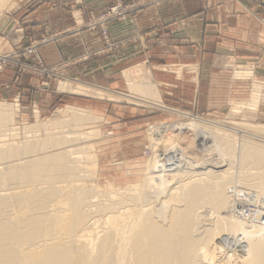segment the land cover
<instances>
[{"label":"rangeland","instance_id":"rangeland-1","mask_svg":"<svg viewBox=\"0 0 264 264\" xmlns=\"http://www.w3.org/2000/svg\"><path fill=\"white\" fill-rule=\"evenodd\" d=\"M168 1H8L0 15V34L3 33L6 39L2 42L0 38V102L12 112L13 120L9 127L16 126L22 131L28 125L58 119L61 112L68 116L64 117L65 122L61 118L63 122L49 132L40 130L35 136L19 133L0 137V145L2 142L20 145L51 133L53 138L64 140L65 147H79L83 154V168H87V172L85 169L82 171V183L99 189L91 198L93 202L110 200L114 188L144 182L147 167L157 159L158 151L164 153L173 145L178 146L180 161H183L173 166L176 169L168 171L173 174L168 178V188L190 179L201 181L196 172L213 168L210 165L214 163L218 165L214 170L230 167L228 175L237 177L242 171L237 167V161L225 159L217 147L205 150L212 144V138H206L205 147H202L203 138H199L191 127L174 129L171 138L162 134L158 127L187 125L195 121L211 131L215 130L217 139L222 138L217 133L220 131L230 135L235 144L245 139L264 145V132L255 128H264V75L255 73V62L230 55L225 57L235 86L228 88L226 96L222 95L224 106L211 111H198L191 108L192 104L190 108H184L164 102L161 88L146 65L126 67L123 72L108 75L117 66L112 60H122L124 56L140 52L149 54L161 47V42L165 43L164 47H173L166 44V38L162 41L160 37L165 22L160 7ZM214 1L219 0H213V4ZM190 3L196 8L202 6L204 0H191ZM238 5L248 8L258 19L260 37L264 40V0H231L233 8ZM61 7H67L70 12L61 13ZM59 23L63 25L61 28ZM49 43L63 44L65 54L73 59L49 63L50 56L46 57L42 52L43 46ZM187 47L186 43H175L173 50L184 53ZM228 49L231 46L223 47L221 51ZM136 80L140 83L151 80L153 84L132 86ZM61 81L80 89L60 90ZM237 82H242L243 86L236 87ZM19 86L24 89L16 90L15 87ZM255 90L259 91L257 95ZM159 137L162 140L157 141ZM235 185L239 184L235 183L231 188ZM243 194L235 212L239 214L237 207L241 204L255 211L253 198L247 197V190ZM97 219L102 222L95 230L103 232L106 227L104 219ZM240 249L234 246L230 253L242 254ZM233 262L245 264L243 260L229 263Z\"/></svg>","mask_w":264,"mask_h":264},{"label":"bare ground","instance_id":"bare-ground-1","mask_svg":"<svg viewBox=\"0 0 264 264\" xmlns=\"http://www.w3.org/2000/svg\"><path fill=\"white\" fill-rule=\"evenodd\" d=\"M8 1L0 0V15ZM146 82L136 80L132 86L153 84ZM59 89L80 88L61 81ZM11 114L0 102V137L49 132L68 116L61 112L58 119L20 131L9 127ZM183 126L203 138L202 147L206 138H212L205 150L217 147L225 159L237 161L242 169L239 175H228L230 167L214 170L218 165L213 159V168L196 172L201 181L190 179L168 188L173 175L168 171L182 159L173 145L164 153L158 151L157 159L146 168L144 182L114 188L110 200L93 202L99 189L82 183L85 168L79 147L67 148L64 140L51 133L20 145L2 142L0 264H230L239 260L264 264V223L257 218L264 214V145L245 139L235 144L220 131L222 138L217 139L215 130L195 121L158 129L171 138L172 131ZM255 128L264 132L262 127ZM235 183L239 185L231 188ZM246 190L256 207L248 217L235 212ZM98 217L106 224L103 232L95 230L102 222ZM234 246L241 247L242 254L230 253Z\"/></svg>","mask_w":264,"mask_h":264},{"label":"crops","instance_id":"crops-1","mask_svg":"<svg viewBox=\"0 0 264 264\" xmlns=\"http://www.w3.org/2000/svg\"><path fill=\"white\" fill-rule=\"evenodd\" d=\"M190 1L169 0L162 4L160 11L165 22L162 31L157 29L161 31L162 41L166 38L169 46L186 43L188 47L184 53L173 50V47H164L165 43L161 42L164 46L149 54L140 52L138 55L124 56L122 60H112L117 66L111 67L108 75L123 72L126 67L146 65L161 88L164 102L184 108H190L192 104L191 108L198 111H211L224 106L222 95L226 96L228 88L235 86L232 85V72L225 57L230 55L252 60L255 62V73L263 76L264 40L260 37L258 19L248 8L241 5L233 8L231 0L214 1V4L213 0H204L202 6L193 8ZM60 12L67 14L70 11L67 7H61ZM235 25L237 27L233 29ZM62 26L59 25V28ZM1 34L0 38L5 42V35ZM62 45L49 43L43 46L42 52L46 57L50 56L49 63L73 59L65 54ZM228 46H231L229 51H221V48ZM242 86V82H237L236 87ZM21 88L24 89L15 87L16 90Z\"/></svg>","mask_w":264,"mask_h":264},{"label":"built area","instance_id":"built-area-1","mask_svg":"<svg viewBox=\"0 0 264 264\" xmlns=\"http://www.w3.org/2000/svg\"><path fill=\"white\" fill-rule=\"evenodd\" d=\"M237 211H239V213L244 214L245 216H248V215H250V214H253L254 209L252 210V209H250V208H247V207H244V206H242V205H239V206L237 207ZM257 218H259V221H260L261 223H264V214L258 216Z\"/></svg>","mask_w":264,"mask_h":264}]
</instances>
